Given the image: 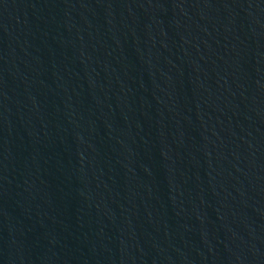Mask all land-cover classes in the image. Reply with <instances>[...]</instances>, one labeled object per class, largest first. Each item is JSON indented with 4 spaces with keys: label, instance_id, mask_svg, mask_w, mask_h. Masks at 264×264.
<instances>
[{
    "label": "water",
    "instance_id": "water-1",
    "mask_svg": "<svg viewBox=\"0 0 264 264\" xmlns=\"http://www.w3.org/2000/svg\"><path fill=\"white\" fill-rule=\"evenodd\" d=\"M0 264H264V0H0Z\"/></svg>",
    "mask_w": 264,
    "mask_h": 264
}]
</instances>
